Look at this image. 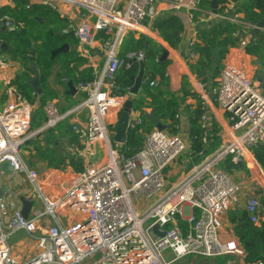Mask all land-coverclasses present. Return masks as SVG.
Masks as SVG:
<instances>
[{
	"label": "built area",
	"instance_id": "1",
	"mask_svg": "<svg viewBox=\"0 0 264 264\" xmlns=\"http://www.w3.org/2000/svg\"><path fill=\"white\" fill-rule=\"evenodd\" d=\"M201 2L38 0L66 19L68 29L78 40L79 56L89 58L90 47L98 44L104 51L105 65L100 71V65L92 63L93 78L76 83L85 99L72 112L62 113L54 102H47L45 124L34 133L30 130L37 109L35 102L27 99L12 81L7 83L9 101L0 111V163L10 159L13 172L9 175V189L0 197V264H173L189 255L245 258L242 243L222 235L223 216L239 202L242 190L222 161L231 156L233 163L243 164L257 175L256 168L262 171L255 147L264 145V61L259 52L250 51L258 43L257 35H253L257 24L245 19L236 1L218 4L217 12L212 7H202ZM182 6L189 19L201 26H212L213 20L219 18L238 28L234 32L236 41L229 46L212 88V99L224 113L223 128L217 133L222 142L210 154L201 151L202 163L168 186L166 169L191 144L189 134L181 132L178 125L175 133L157 128L148 131L141 149L132 154L117 143L113 146L114 125L132 95L130 90L126 94L118 92L117 74L124 62L118 48L127 31L144 33L150 22L164 12ZM100 32L106 37H98ZM260 32L264 33V27ZM6 53L0 49V67L7 64ZM195 54L190 51L191 57ZM144 56L141 51L128 54L138 60ZM259 58L263 64L256 61ZM146 83L156 85L145 72L143 85ZM201 96L205 104L210 99L205 93ZM83 111L88 112L87 121L72 124L82 147L72 143L68 150L80 158L84 169H70L66 164L42 170L31 167L21 147L40 130L55 127ZM201 120L205 127L206 113ZM143 122L140 115L131 114L128 131H140ZM2 182L0 171V186ZM22 194L34 200L28 218L21 213ZM144 200L148 203L144 204ZM243 200L251 221L260 225L264 221L261 195L248 191ZM186 205L190 207L188 213ZM157 223L165 235L154 233ZM18 229H24L28 238L37 241L36 252L23 253L21 257L13 254L9 238ZM223 264H264V256L253 263L233 259Z\"/></svg>",
	"mask_w": 264,
	"mask_h": 264
},
{
	"label": "trees",
	"instance_id": "2",
	"mask_svg": "<svg viewBox=\"0 0 264 264\" xmlns=\"http://www.w3.org/2000/svg\"><path fill=\"white\" fill-rule=\"evenodd\" d=\"M228 1L229 0H217L220 5ZM232 1H236L240 10L244 13L245 19L248 21L257 24L261 20H264V0H245L242 4H239L241 0ZM15 3L14 7L0 6V18L8 17L15 23V29H8L1 33V38L13 46L14 49L21 50L24 55L29 53L30 47L35 43V63L40 69L41 82L44 90L43 93L40 94L43 105H45L49 99H53L57 95L48 86V81L53 73L54 66L59 65L62 69H67L68 73L75 79V83L93 78L91 75V66H88L82 73L80 71V66L88 62L87 57L79 56L75 51L61 53L54 58L51 57L52 50L63 43L78 44V40L73 33L69 32L64 35L58 33L59 24L66 21L65 18L61 17L55 10L47 5L33 4L27 7L28 0H15ZM211 4L212 0H202L201 2V6L204 8L211 7ZM153 26L159 31L165 41L174 49H177L181 39L177 31H183V24L177 14L169 12L163 15L159 21L154 22ZM208 27L209 26L201 28L199 32L201 41L199 42L196 40L191 46V50L198 54V60L195 64H192V67L200 73L208 69V73L203 76V82L213 85L216 83L215 79L220 73L229 46L236 41L234 32L238 28V25L230 21H220ZM136 33L137 32L127 31L118 48V56L124 60L117 74V82L119 85L118 92L122 94L128 93L129 89L134 84V76H136L139 71V64L137 62L133 63L132 59L128 57V54L133 51H144L146 70L152 72L151 80L159 76L160 84L162 85L166 79L165 71L169 61L165 60L159 63L157 60L158 56L161 55L163 51L162 47L143 33H140V36L136 38ZM98 37H106V35L100 32ZM257 38L258 43L253 48H250V51L259 52L264 61V33L260 32L257 34ZM216 47L220 48L218 59L213 57ZM58 75H60V73ZM205 88L207 89L206 85ZM207 91H209V89H207ZM143 92L144 96L134 99L136 108L141 109L144 104L145 96H149L151 102L147 106L154 108L156 113L162 117L164 121L167 122V120H170V122L167 123L168 128L172 133L177 132L178 102L175 98H160V94L162 93L161 87L152 90L149 83L144 84ZM188 94H191L197 99V105L193 109V113L190 117L191 125L188 131L191 141L190 148L198 156L201 155V151H204L205 154H210L213 152L214 141L217 139L216 132L219 127L215 120H211L212 124L208 127L210 134L208 135V143L206 145L204 132L207 126L204 127L200 122L206 110L204 99L196 92L190 93L187 91L186 87V96ZM68 96L72 97V95L69 94ZM83 96H85V94H83ZM41 116V121L38 122L37 115L35 114L32 127L35 125L41 126L42 120H46L47 117L45 113ZM70 117L71 116L65 118L55 127L48 128L36 134L27 142L32 143L36 147V155L46 158L49 166L70 164L76 170H83L84 164L75 153H68L66 150L59 149V144L55 143L58 138L68 135L70 143L82 147L79 134L73 130L71 123H69ZM144 122L153 127L151 124L152 121L146 117ZM40 138H43V142ZM211 138L213 139L210 140ZM143 143L144 139L141 132L129 130L127 142L121 146L122 150L127 154H132L141 149ZM44 144H46V147L43 149ZM255 152L256 159L264 171V145H257L255 147ZM222 165L230 172L234 168L241 169L245 167L243 164L233 163L231 156L226 157L222 161ZM236 218L239 220L237 235L240 237L242 245L246 250L244 261L246 263H253L264 256V221L260 225H256L251 221L247 211L241 212ZM178 219L180 224L186 228V222L183 221L179 215Z\"/></svg>",
	"mask_w": 264,
	"mask_h": 264
},
{
	"label": "crops",
	"instance_id": "3",
	"mask_svg": "<svg viewBox=\"0 0 264 264\" xmlns=\"http://www.w3.org/2000/svg\"><path fill=\"white\" fill-rule=\"evenodd\" d=\"M40 4L38 3V0H28L27 4ZM15 0H0V6H15ZM169 12H164L163 15L167 14ZM170 13H175L180 18L182 24H183V31L179 32L180 35V42L178 44L177 49H174L167 41L163 39V37L160 35L159 31L156 30L153 26L154 22L157 21L155 19L153 22H150V28L146 30L143 34L149 36L152 38L155 42H157L162 47V53L158 56L157 60L159 63L168 60L169 63L166 66V79L165 82L161 85L159 76L156 79H153L156 81V85H150L152 90L157 89V87H161L162 93L160 94V98L166 99V98H175V100L178 102L177 107V118H178V126L179 129L182 130L181 132H186L188 134L189 128H190V117L193 113V109L197 105V99L193 97L191 94H188L186 96V87L187 91L190 93L196 92L200 96L205 93L208 96H210L209 101L206 102L204 100V106L206 107L205 113L207 117L206 126L207 129L204 132V140L206 142V145L208 143V135L209 129L208 127L212 124L211 120H215L218 125V131L223 128V122H224V113L218 106L216 102L212 99V88L215 86V84H206V82H203V76L208 73V69H206V73L203 74L198 72L196 69H193L191 64H195L198 60V54L196 53L194 57L190 56L191 46L192 44L197 40L201 41V38L199 37V32L202 27H205L204 25H199L196 21L190 20L187 16V10L185 6L176 8ZM11 19V18H10ZM59 31L68 29L67 21L61 22L59 24ZM211 27V26H209ZM208 27V28H209ZM69 32L70 29H68ZM59 33V32H58ZM72 33V32H71ZM157 35L159 38H154L152 35ZM67 34V33H64ZM136 38L140 36V33L135 34ZM72 46H75V48L71 49L70 51H75L78 54L77 46L78 44H71ZM168 49V55L164 53V49ZM144 53V51L139 50ZM137 52V51H136ZM90 56L88 58V62L84 65L80 66L81 73L92 63H98L100 65V71L103 70L105 65V54L103 49L98 44L93 45L90 47ZM8 60L7 64L3 67H0V111L3 110V108L6 106L7 102L9 101L8 95L6 93L7 89V83L9 81H12L17 87V89L24 93L26 98L29 100H32L35 102V104L38 105V101L36 96H39V94H36L30 85L28 84V81L35 77V73L33 68L31 67V62L29 57L25 56L21 50L14 49L13 52L6 53ZM79 55V54H78ZM60 69H62L59 65L54 66L53 73L49 78L48 86L57 94L55 98L49 99L47 102H54L60 111L63 110L62 113H70L72 112L76 106L82 104L84 102V96L83 93L78 92L76 95H72V97H69L67 94V87L63 82H59L58 78L61 76L58 75L60 73ZM67 70V69H66ZM147 74L151 75V71L146 70ZM67 75L70 76L74 81L75 79L68 73ZM219 76V74H218ZM218 76L216 77L215 81L217 80ZM76 84V83H75ZM205 85L207 86V89L205 88ZM144 86V85H143ZM70 95V94H69ZM144 96L143 87L138 93V95H130V97L134 99H137L139 97ZM202 97V96H201ZM13 97H11L12 99ZM40 98V97H39ZM151 102V98L149 96H145L144 104L141 109H137L136 106L133 109L132 116H141L143 118V121H145V117L147 118L148 113L154 108L148 107L147 105ZM136 104V103H135ZM155 110V109H154ZM155 114L165 123L167 124L170 122V120L164 121L162 117H160L155 110ZM88 119V112L83 111L80 115L78 113H75L73 116L69 118V123L75 124V123H83L87 121ZM148 119V118H147ZM41 127L44 125V121L42 120ZM200 122L202 123V120L200 119ZM145 124V125H144ZM153 125V123L151 122ZM156 128L154 125L151 127L146 122H143V126L141 127L140 131L142 133V137L145 140L146 133L148 131ZM225 129V126H224ZM46 129L42 130L41 132L45 131ZM169 132L170 129L167 128ZM216 132V135L218 133ZM40 133V132H39ZM38 134V133H36ZM35 134V135H36ZM34 135V136H35ZM33 136V137H34ZM190 137V136H189ZM32 138V137H31ZM211 138L210 140H212ZM40 140L43 142V138H40ZM57 144H59V149L66 150V152L69 153V146L72 144L70 143L69 136H63L58 138ZM222 140L217 135V139L214 141V148L212 151H215L219 148ZM114 143V142H113ZM116 144V143H115ZM118 147L122 148L121 144L118 143ZM144 144V143H143ZM46 147V144L43 145V149ZM27 148L31 151L33 154V157L37 159V163L39 166H45L48 167V161L46 158L38 157L36 155L37 149L34 145H31L28 143ZM207 148V147H206ZM57 159V158H56ZM204 159V156L202 155H196L190 147L182 151L168 166L166 169V179L168 186H171L178 182L180 179H182L185 175L187 176L189 173H191L198 165L202 163ZM29 164V163H28ZM69 166L70 169L74 168L70 164H66ZM44 167V168H46ZM42 168V169H44ZM262 168V167H261ZM38 170H42L39 167H36ZM258 172L259 180L261 181L263 187H264V171H262L259 168H256ZM242 190L240 193V200L239 202L233 206L232 209H230L228 212H226L223 216V230L222 235L224 238H236L241 242L240 237L237 235V229L239 227V220H237V216L241 214V212L246 211L245 204L243 200V196L245 195V192L249 190L247 186L242 185ZM261 195V194H260ZM262 196V195H261ZM264 206V204H263ZM190 211L189 205H186V213ZM26 246L25 248H20L19 252L27 253V252H36L37 251V242L36 240H31L27 237ZM33 243V244H31ZM242 243V242H241ZM16 244V243H15ZM31 246V248H30ZM229 256V260H237L238 262H243V260L237 256L234 255H227ZM195 260H198V257H195ZM206 261H210L211 263L215 262V259H210L205 257Z\"/></svg>",
	"mask_w": 264,
	"mask_h": 264
},
{
	"label": "water",
	"instance_id": "4",
	"mask_svg": "<svg viewBox=\"0 0 264 264\" xmlns=\"http://www.w3.org/2000/svg\"><path fill=\"white\" fill-rule=\"evenodd\" d=\"M245 0H241L240 4H242ZM217 5L218 2L217 0H212V4L211 7L214 10V12H217ZM160 18L157 19V21H159ZM220 22V19H214L212 22V25H215L216 23ZM15 23L12 19L5 17L2 18L1 22H0V49L7 52V53H11L14 50V47L11 46L9 43H7L4 39L1 38V33L7 31L9 29V27L14 26ZM264 27V20H261L259 23H257V26L254 28L253 30V35H257L260 33L261 29ZM59 33L61 35H64V33H69L68 29L59 31ZM179 33V31H177V34ZM150 35H152V37L154 38H159L157 35H153L150 33ZM156 38V39H157ZM160 39V38H159ZM75 48V46H72L70 43L66 42L63 43L62 45H60L59 47L55 48L52 50L51 53V57L54 58L55 56H57L58 54L61 53H67L68 51H70L71 49ZM35 43L32 44V46L30 47V51L27 54V56L30 59L31 62V67L34 70L35 73V77L30 79L28 81V84L30 85V87L32 88V90L36 93V94H42L43 93V87H42V82H41V72L39 67L36 65L35 63ZM219 51L220 48L216 47L214 49V55L213 57L215 59L219 58ZM259 64L262 63L261 59H257L256 60ZM132 62H137L139 64V71L137 73L136 76H134V84L132 85V87L129 89L130 93L133 95H138V93L140 92V90L143 87V78L145 76V71H146V64L144 59L138 60L137 58H133ZM206 73V70L203 71V74ZM60 74L61 76L58 78L59 82H63L66 87H67V94L70 95H76L79 91L76 87L75 81L67 75V70L66 69H60ZM261 74H264V67H262V71ZM113 95H115V93H113ZM135 107V102L133 100L132 97H129L126 101L125 104L120 112V117L118 118V120L115 123V134L112 137V141L114 143H120V144H125L127 142V138H128V124H129V120H130V116L133 112V109ZM147 118L152 121L153 125L159 129V130H166L168 128V125L165 124L156 114H155V110L152 109L150 111V113H148ZM41 132V130L39 131ZM56 144L58 143L57 141L55 142ZM0 171L3 172V182L0 186V197H3L4 192L6 190L9 189L10 184H9V175L13 172V165L10 159H6L4 161H2L0 163ZM20 200L22 201L23 207H22V215L25 218H28L30 215V211L32 209V206L34 204V200L32 197L30 196H26L24 194L20 195ZM153 231L154 233H156L157 235L163 236L165 235V231H161L160 230V225L157 223L153 226Z\"/></svg>",
	"mask_w": 264,
	"mask_h": 264
},
{
	"label": "rangeland",
	"instance_id": "5",
	"mask_svg": "<svg viewBox=\"0 0 264 264\" xmlns=\"http://www.w3.org/2000/svg\"><path fill=\"white\" fill-rule=\"evenodd\" d=\"M149 26H151V25H149ZM165 54L168 55L169 53L167 52ZM25 56L27 57V55H25ZM218 66H219V64H218ZM36 97H37V100H39L38 101V105L36 104V108H37L36 109V115H37V121L40 122L41 118H42L41 115L44 114V105H43V103L41 101V98H39L40 95L36 96ZM61 112H63V110ZM40 127L41 126L35 125L34 127L31 128L30 133H34L35 131H38L40 129ZM30 144L33 145L32 143H30ZM121 145H123V144H121ZM27 146H28V142H26L21 147V153L25 157V159L27 160L29 165L31 167H33V168L39 167L40 169L46 167V165L45 166H39L38 165L37 159L35 157H33V154L27 148ZM113 146H116V144L114 143ZM227 172H228L229 175H231L232 179L235 182L239 183L241 186L242 185L247 186V188L249 190H247L246 192L255 191V192L261 194L262 195L261 196V202H262V204H264V187H263V185H262L261 181L259 180V177H258V175L256 173L252 172L246 166L241 168V169H235L234 168L231 172L230 171H227ZM147 203H148V201L144 200V204H147ZM27 237H28L27 232L24 229H18L15 233H13L10 236L9 241L11 243L13 254L15 256L16 255H19V257L22 256V254H21L22 252H19L20 251L19 249L21 247L25 248V246L27 245L26 241H25L27 239ZM31 244H33V243H31ZM30 248H31V246H30ZM166 257L170 258V253L169 252H166ZM204 259H205L204 256H198V260H195V255H189L185 259L178 260V261H176L173 264H223L225 262H228L229 257L228 256H218V257L215 258V262L214 263H211L210 261H206Z\"/></svg>",
	"mask_w": 264,
	"mask_h": 264
}]
</instances>
